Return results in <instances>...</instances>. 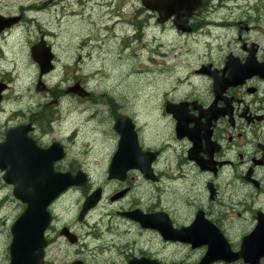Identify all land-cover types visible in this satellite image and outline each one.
Masks as SVG:
<instances>
[{
	"label": "flooded vegetation",
	"instance_id": "af4514ba",
	"mask_svg": "<svg viewBox=\"0 0 264 264\" xmlns=\"http://www.w3.org/2000/svg\"><path fill=\"white\" fill-rule=\"evenodd\" d=\"M41 1L39 8L0 1V144L8 131L26 127L25 137L38 149L56 142L66 147L55 130L63 106H72L78 127L73 136L97 121L106 148L103 188L92 187V175L81 165L69 168L65 159L54 165L55 172H82L87 184L67 191H80L77 207L61 210L58 200L50 206L43 264H199L206 246L165 240L159 232L194 224L210 225L238 252L242 239L264 223V0H201L178 24L175 15L162 20L158 9H148L151 0ZM72 2L77 11L69 12ZM49 8L61 19L89 12V21L100 25L71 54L59 52L57 46L63 47L52 41L56 34L34 16L51 14ZM211 31L222 34L213 39ZM172 36L204 45L195 60L177 67L175 52L170 58L165 46ZM37 48L51 55L47 73L32 57ZM131 61L162 70L175 84L163 94L159 88L146 96L141 90L127 100L125 82L113 88L104 81L130 77L122 67ZM89 63L95 67L86 74ZM109 67L117 71L108 74ZM137 76L142 72L131 78ZM119 132L127 147L135 144L155 155L151 179L138 169L110 178ZM96 189L101 200L80 216L83 201ZM143 216L152 217V228L141 225Z\"/></svg>",
	"mask_w": 264,
	"mask_h": 264
},
{
	"label": "water",
	"instance_id": "95a60500",
	"mask_svg": "<svg viewBox=\"0 0 264 264\" xmlns=\"http://www.w3.org/2000/svg\"><path fill=\"white\" fill-rule=\"evenodd\" d=\"M194 1L196 0H151L147 8L158 9L162 20L175 15V22L178 24L180 19L190 17L192 11L200 5L201 0ZM2 21L4 20L0 19L1 23ZM181 31L188 32L189 28L182 27ZM32 57L42 73L51 70V55L41 48H37ZM70 92L75 93V88H70ZM26 131V127L10 130L6 133L5 141L0 144L2 181L11 186L13 198L24 205L23 211L9 228L11 241L8 246V264H43L45 232L51 223L50 205L68 189L82 187L87 183V177L81 172L72 175L54 171L55 163L66 156V151L60 143L40 150L25 137ZM22 133L23 138H19L18 135L21 136ZM119 135L121 141L112 158L110 178L122 179L127 170L138 169L146 179H151L150 165L155 155L142 153L135 144H132L131 148L127 147L124 135L120 132ZM100 198V189L89 195L82 203L80 216L95 207ZM141 218L143 227L152 228V217ZM203 226L194 224L187 230L159 229V232L165 240L188 242L192 247L206 246L207 252L199 264H230L238 260H242L244 264H260V260L264 259V223H260L251 234L242 239L238 252L230 250L219 231L208 224ZM130 264L149 263L140 260Z\"/></svg>",
	"mask_w": 264,
	"mask_h": 264
},
{
	"label": "rangeland",
	"instance_id": "374dc122",
	"mask_svg": "<svg viewBox=\"0 0 264 264\" xmlns=\"http://www.w3.org/2000/svg\"><path fill=\"white\" fill-rule=\"evenodd\" d=\"M34 1L35 0H26L20 2L19 0H13L12 3H21L25 4V6L31 5L36 6L37 8L41 7V0H38L40 2ZM70 7L71 9L69 10V12L71 10L77 11V5L74 4V2H72V5ZM49 9L52 10L51 14L38 13L34 16L40 25H46L50 31H53L56 34L52 41L54 42V40H56V44L63 47L60 48L57 46L59 52H68L69 54H71L72 52H74V47L89 38L88 35H93V25H100V23L93 24L89 21L92 20V18L88 17L89 12H85L79 17H63L61 19V15L58 11H54L52 8ZM211 34L213 35L214 39V36L217 37L222 33L211 31ZM213 39V43L210 46L215 48L217 46V42L215 43ZM168 40H170L171 43H167L165 44V46L168 47L167 52L170 55V58H172L175 52L177 57H174L175 60L173 62L177 67H180L181 61L185 62L187 58H189V60H195V58L197 57V53L202 47V45L200 44L202 43L204 45L203 40L199 42L191 39H177L174 36L170 37ZM162 49L163 51H165L164 47ZM190 53H192L191 56H189ZM180 54H182L183 56H180ZM81 66L83 67V64ZM94 67L95 66L93 64L89 63L86 65L85 69L83 68V72L88 74L91 68ZM142 67L133 64V62L131 61L127 63L126 67L124 65L122 67L123 73H128L129 75H131L130 77L126 76L120 82L118 81V77H112L110 80L106 79L104 81V85L109 86L110 84L109 87L114 88L115 86L119 85V83L123 84V82H125V84H123L121 88L122 94L127 95V100H133L134 98L130 96L135 95V93H140L141 90L143 91V95L146 96L152 94L156 88H159L160 92L158 93H161V90L163 89H165L166 91L170 90L173 87V84H175L172 81L171 77L163 75V72H161L162 70L157 71L150 65H147L145 62L143 63ZM149 67H151L152 70H148ZM106 70L108 71V74H110V72H113V70L117 71L115 67H109ZM139 72H142L141 79H139V75L137 77L131 78L132 75H136V73ZM135 80H137L136 85ZM138 83L142 84L141 88H139ZM96 85L91 86V88L98 89ZM164 91L161 94H163ZM71 107L72 106H70V108H67L66 106H63L64 112L61 115V120L56 124L60 125L55 130V135L61 137V139H63L64 143L66 144L65 148L67 151V155L65 157L63 165L69 168L81 165L82 168L90 172V174L92 175V187L94 189L97 187L103 188L105 185V180L103 175L101 174L102 166L100 165L105 157L104 154L106 152L105 145L102 143L103 125L98 124L97 121H91L87 125L88 127L79 128L77 134L73 136L74 129L78 127L75 124L76 115L74 112H72L73 107ZM99 108L100 107H97V110H99ZM100 109V113H102L103 108ZM81 124H83V118H81ZM68 136L70 137V139L66 142L65 139ZM108 192L109 190H104L105 198ZM81 199L82 195L80 191H69L62 198H60L55 205L60 209L74 208L79 205ZM102 205L106 206L107 204L103 201ZM22 210V205L19 204L14 198H12L11 189L8 186L4 185L0 176V264H8V246L11 240L9 228L22 212Z\"/></svg>",
	"mask_w": 264,
	"mask_h": 264
}]
</instances>
